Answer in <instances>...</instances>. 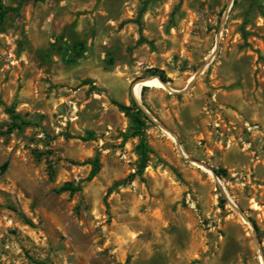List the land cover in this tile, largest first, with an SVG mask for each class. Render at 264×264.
Wrapping results in <instances>:
<instances>
[{
    "label": "rangeland",
    "instance_id": "374dc122",
    "mask_svg": "<svg viewBox=\"0 0 264 264\" xmlns=\"http://www.w3.org/2000/svg\"><path fill=\"white\" fill-rule=\"evenodd\" d=\"M0 99V264H264V0H0Z\"/></svg>",
    "mask_w": 264,
    "mask_h": 264
},
{
    "label": "trees",
    "instance_id": "16d2710c",
    "mask_svg": "<svg viewBox=\"0 0 264 264\" xmlns=\"http://www.w3.org/2000/svg\"><path fill=\"white\" fill-rule=\"evenodd\" d=\"M3 13H1L2 15ZM3 104V101L0 99V105ZM118 109L124 112L130 119V131L128 134H123V140H126L129 137H138L137 143V152H138V163L136 168V173L140 174L143 172L147 162L149 160L150 148L146 142L145 129L147 126V121H151L149 115L134 101L131 105H125L119 102H115ZM7 112L13 121L7 127V132H10L13 128H19L22 125L30 124V121L24 119L20 116L19 113L15 112L11 106L6 107ZM86 163L91 165V169L86 176V180H90L98 171L100 162L98 155H95L92 159H87ZM81 189L80 183H72L70 181L63 182L58 188L57 191H69L70 193L79 191Z\"/></svg>",
    "mask_w": 264,
    "mask_h": 264
},
{
    "label": "bare ground",
    "instance_id": "6f19581e",
    "mask_svg": "<svg viewBox=\"0 0 264 264\" xmlns=\"http://www.w3.org/2000/svg\"><path fill=\"white\" fill-rule=\"evenodd\" d=\"M143 85L165 87V84L154 77L144 78L142 80L136 81L131 87V94L136 100H139V98L141 97L140 93Z\"/></svg>",
    "mask_w": 264,
    "mask_h": 264
},
{
    "label": "water",
    "instance_id": "95a60500",
    "mask_svg": "<svg viewBox=\"0 0 264 264\" xmlns=\"http://www.w3.org/2000/svg\"><path fill=\"white\" fill-rule=\"evenodd\" d=\"M140 107H141V105L140 104H138ZM142 108V107H141ZM245 219H247L246 217H245Z\"/></svg>",
    "mask_w": 264,
    "mask_h": 264
}]
</instances>
